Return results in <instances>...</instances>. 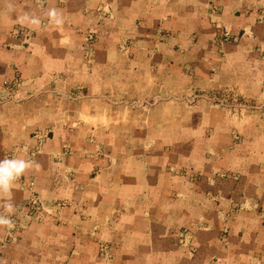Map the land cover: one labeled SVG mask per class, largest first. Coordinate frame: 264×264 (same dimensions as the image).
<instances>
[{"label": "crops", "instance_id": "0c3cea01", "mask_svg": "<svg viewBox=\"0 0 264 264\" xmlns=\"http://www.w3.org/2000/svg\"><path fill=\"white\" fill-rule=\"evenodd\" d=\"M5 159L0 264H264V0H0Z\"/></svg>", "mask_w": 264, "mask_h": 264}, {"label": "clouds", "instance_id": "9594fccd", "mask_svg": "<svg viewBox=\"0 0 264 264\" xmlns=\"http://www.w3.org/2000/svg\"><path fill=\"white\" fill-rule=\"evenodd\" d=\"M49 16L55 23H61V20L57 18L55 10L50 11ZM29 167H31L30 162H26L22 159H5L0 161V194L10 193L13 182ZM4 207L9 213L13 211V205L11 203H5ZM0 225L10 228L13 226V222L8 216L0 215Z\"/></svg>", "mask_w": 264, "mask_h": 264}, {"label": "built area", "instance_id": "2783aa9c", "mask_svg": "<svg viewBox=\"0 0 264 264\" xmlns=\"http://www.w3.org/2000/svg\"><path fill=\"white\" fill-rule=\"evenodd\" d=\"M23 210L24 211L26 210L28 212V215H33L36 218H40V213L43 212L42 206L37 204V203L36 204L35 203L31 204V206L30 205H25V206H23L21 212Z\"/></svg>", "mask_w": 264, "mask_h": 264}, {"label": "rangeland", "instance_id": "374dc122", "mask_svg": "<svg viewBox=\"0 0 264 264\" xmlns=\"http://www.w3.org/2000/svg\"><path fill=\"white\" fill-rule=\"evenodd\" d=\"M217 100V102H223V103H225V104H227V105H229L230 107H233V108H235V106L233 105V102H232V100H230V99H226V98H224V97H218V98H216Z\"/></svg>", "mask_w": 264, "mask_h": 264}]
</instances>
